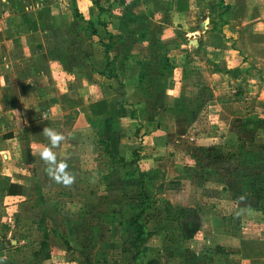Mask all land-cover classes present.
Here are the masks:
<instances>
[{
	"label": "crops",
	"instance_id": "crops-1",
	"mask_svg": "<svg viewBox=\"0 0 264 264\" xmlns=\"http://www.w3.org/2000/svg\"><path fill=\"white\" fill-rule=\"evenodd\" d=\"M244 96L264 111V0H0V177L20 189L2 199L0 240L17 230L10 223L24 201L58 200L63 184L77 190L80 169H99L100 145L109 185L111 171L133 167L145 197L181 191L187 179L171 158L185 135L176 127L184 108L206 105L205 122L186 117L195 138L231 146L227 121L243 120ZM98 102L106 111L93 115ZM222 216L215 243L200 236L196 251L213 244L264 259L262 225ZM250 228L254 240L240 237Z\"/></svg>",
	"mask_w": 264,
	"mask_h": 264
},
{
	"label": "rangeland",
	"instance_id": "rangeland-1",
	"mask_svg": "<svg viewBox=\"0 0 264 264\" xmlns=\"http://www.w3.org/2000/svg\"><path fill=\"white\" fill-rule=\"evenodd\" d=\"M254 101L251 96H244L239 104L243 120L227 121L232 131L225 139L231 146L226 141L195 138L192 127L186 126V117L201 116V121L205 122L206 105L195 107L196 112L191 111L195 110L192 107L184 108L176 127L184 130L185 135L179 137L178 151L171 160L187 180L181 191L169 186L163 188L164 193L158 189L160 197L157 199H143L133 167L111 171L109 185L105 179L109 168L103 167L101 161L107 153L100 145L99 167L96 166L99 169L87 165L80 169L82 179H78L77 190L75 185L63 184L58 200L23 202L19 217L10 223L12 226L16 223L17 230L8 236L4 234V242L0 240V264H130L133 254L137 256L144 248L145 254L139 252L136 258L140 263L141 257L145 258L143 264L149 261L153 264H205V259L218 253L211 231L223 228V214H239L241 227L250 221L260 223L259 234L263 233L264 218L260 216L264 214V118L254 120L253 113L264 111ZM253 127L257 130L254 137ZM218 178L221 183L208 181ZM240 208L255 209V212L244 213L241 209L240 214ZM140 209H144L138 219L146 237L143 247L134 243L133 229L128 225L129 219ZM233 222L236 224L237 219ZM232 224L224 226V232L230 236L235 234L231 231ZM252 232L254 229L250 228L249 234L240 237L254 240L257 232ZM200 236L211 237L213 243L203 255L194 248ZM9 240L19 242V247L12 248L14 245L11 246ZM41 243H44L42 247ZM221 243L227 244V240ZM222 250L224 257L216 259L218 264H264L262 258L251 259L236 250L226 253Z\"/></svg>",
	"mask_w": 264,
	"mask_h": 264
},
{
	"label": "trees",
	"instance_id": "trees-1",
	"mask_svg": "<svg viewBox=\"0 0 264 264\" xmlns=\"http://www.w3.org/2000/svg\"><path fill=\"white\" fill-rule=\"evenodd\" d=\"M117 86L119 89H122V85L120 82L117 83ZM91 114L93 115H102L105 113L106 111V106H105V102H98L96 104H92L91 106ZM132 156L136 157V152H132ZM132 163V161L130 162ZM132 165V164H131ZM135 171L137 172V175L143 179L144 175L139 173L138 170L135 168ZM138 188L142 193V197L143 199L147 200L145 195L142 192V181H140L138 183ZM20 189L19 186L15 185V184H11L9 182L8 179L4 178V177H0V208L2 207V199L4 196H15L18 195ZM144 209H140L139 212L132 218L129 219L128 221V225L131 229H133V233H132V240L134 241V243H136L139 247H143L144 243H145V239L146 237L144 236L143 233V228L141 226V224H139L138 219L139 217L142 215ZM45 236V235H43ZM186 237V236H183ZM44 245V243H41L40 246L42 247ZM215 251L222 254L223 250L219 247L215 248ZM45 257L47 258V254L45 255ZM136 254L134 255L133 259L134 262L133 264H141L140 262H138L136 260ZM146 264H153L150 261L147 262Z\"/></svg>",
	"mask_w": 264,
	"mask_h": 264
},
{
	"label": "water",
	"instance_id": "water-1",
	"mask_svg": "<svg viewBox=\"0 0 264 264\" xmlns=\"http://www.w3.org/2000/svg\"><path fill=\"white\" fill-rule=\"evenodd\" d=\"M189 45L192 46V47H195L196 46V42L195 40H192L189 42Z\"/></svg>",
	"mask_w": 264,
	"mask_h": 264
}]
</instances>
